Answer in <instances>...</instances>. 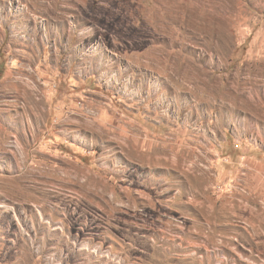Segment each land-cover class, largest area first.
Instances as JSON below:
<instances>
[{"label": "rangeland", "instance_id": "1", "mask_svg": "<svg viewBox=\"0 0 264 264\" xmlns=\"http://www.w3.org/2000/svg\"><path fill=\"white\" fill-rule=\"evenodd\" d=\"M0 264H264V0H0Z\"/></svg>", "mask_w": 264, "mask_h": 264}, {"label": "crops", "instance_id": "2", "mask_svg": "<svg viewBox=\"0 0 264 264\" xmlns=\"http://www.w3.org/2000/svg\"><path fill=\"white\" fill-rule=\"evenodd\" d=\"M122 127V126H121ZM130 130L131 128H128L127 127V134H128V138L130 137ZM123 132L126 134V128L123 127ZM235 147H237V145H235ZM141 146H138V151L140 152L141 151ZM140 164H142V160L140 159ZM143 163L145 164V166H152L153 162H146L145 160H143ZM163 166V165H162ZM164 167H168L166 164L164 165Z\"/></svg>", "mask_w": 264, "mask_h": 264}]
</instances>
